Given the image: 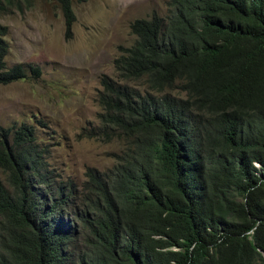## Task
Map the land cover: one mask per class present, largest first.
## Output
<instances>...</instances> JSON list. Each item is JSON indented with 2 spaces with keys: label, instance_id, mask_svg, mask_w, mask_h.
<instances>
[{
  "label": "trees",
  "instance_id": "16d2710c",
  "mask_svg": "<svg viewBox=\"0 0 264 264\" xmlns=\"http://www.w3.org/2000/svg\"><path fill=\"white\" fill-rule=\"evenodd\" d=\"M129 31L84 133L121 149L76 198L32 124L0 129V264H264V0H166ZM6 34L0 84L37 78L6 64Z\"/></svg>",
  "mask_w": 264,
  "mask_h": 264
},
{
  "label": "rangeland",
  "instance_id": "374dc122",
  "mask_svg": "<svg viewBox=\"0 0 264 264\" xmlns=\"http://www.w3.org/2000/svg\"><path fill=\"white\" fill-rule=\"evenodd\" d=\"M166 0H71L74 21L64 34L54 0H33L0 14L7 26V65H35L37 78L0 84V129L31 123L49 168L77 197L84 172H105L121 149L117 139L85 136L97 123L101 75L115 79L111 60L132 43L129 23L151 11L164 15ZM28 74V72H27ZM131 85H134L133 83Z\"/></svg>",
  "mask_w": 264,
  "mask_h": 264
},
{
  "label": "clouds",
  "instance_id": "9594fccd",
  "mask_svg": "<svg viewBox=\"0 0 264 264\" xmlns=\"http://www.w3.org/2000/svg\"><path fill=\"white\" fill-rule=\"evenodd\" d=\"M31 124V123H30Z\"/></svg>",
  "mask_w": 264,
  "mask_h": 264
}]
</instances>
